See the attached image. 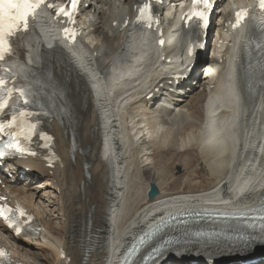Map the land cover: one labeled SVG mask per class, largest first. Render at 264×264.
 Masks as SVG:
<instances>
[{"label":"bare ground","instance_id":"bare-ground-1","mask_svg":"<svg viewBox=\"0 0 264 264\" xmlns=\"http://www.w3.org/2000/svg\"><path fill=\"white\" fill-rule=\"evenodd\" d=\"M215 1L223 5L221 19L226 20L231 4ZM134 4L82 0L85 36L72 49H62L44 12L37 16L46 58L36 71L43 83L57 81L56 90L45 87L42 98L54 108L45 129L54 136L59 162L50 169L39 160H20L2 164L0 172L10 175L8 198L39 222L41 231L33 240L50 250L47 264H117L125 244L169 214L264 205V79L253 95L242 92L245 64L238 45L247 43L246 35L239 32L228 40L209 74L174 84L170 77L182 67L177 62L183 60L188 31L175 25L165 29L168 45L156 51L141 31L122 27ZM176 10V4L170 6L167 24ZM149 158L172 159L185 175L174 180L167 163L150 167ZM150 184L158 189L153 199L146 196ZM0 230L15 239L17 250L31 246L25 239L30 236L12 237L1 225ZM178 231L181 237L188 234ZM259 245L197 240L170 247L144 264L233 259L236 264L264 256ZM141 263L140 255L131 261Z\"/></svg>","mask_w":264,"mask_h":264},{"label":"snow or ice","instance_id":"snow-or-ice-1","mask_svg":"<svg viewBox=\"0 0 264 264\" xmlns=\"http://www.w3.org/2000/svg\"><path fill=\"white\" fill-rule=\"evenodd\" d=\"M78 0H72L71 8L74 11L76 8ZM44 3V0H0V62L5 61V57L11 52V47L9 44V37L14 36L19 31H26L30 24V18L33 16L35 10ZM259 6L264 9V0H259ZM49 8L52 7L51 4L48 5ZM211 9L209 0H192V8L187 13L189 19L195 17L199 21L203 22V26H207V12ZM57 15L64 14L68 17L69 21H72V11L65 12L63 8L56 11ZM246 15L245 11H240L236 13V24L234 27L238 26L241 20ZM140 19L144 20L146 26H151V15L149 13V5L145 4L140 9ZM67 31V30H65ZM72 35H75L74 33ZM163 43V41H161ZM191 55V50H189ZM16 66H13L15 68ZM22 71V66L20 68ZM4 73H8L9 76L15 75L14 72H10L9 67L4 66L0 63V113H3L9 107V100H14L12 108L15 110L19 101H23L24 105H28L31 100V93L26 87L14 85L13 87L7 86V80L9 76H5ZM14 94L16 96L14 97ZM19 117H25L30 115L26 110L22 109L18 113ZM17 118V113L13 112L14 122ZM9 122L8 125L0 124V132H3L5 127L11 126ZM36 125L32 124L28 128L29 134L35 131ZM50 139V138H48ZM10 147H16V151L23 153L25 150L16 145H9ZM0 152V155H3ZM258 211L264 212V209ZM20 216L25 215L22 211L17 210ZM0 217L8 223L9 227H14L17 234L20 232V227L17 226L16 220L13 215H11V210L0 207ZM264 218V217H262ZM163 250H156V255H162ZM6 254L0 252V257H4Z\"/></svg>","mask_w":264,"mask_h":264},{"label":"rangeland","instance_id":"rangeland-1","mask_svg":"<svg viewBox=\"0 0 264 264\" xmlns=\"http://www.w3.org/2000/svg\"><path fill=\"white\" fill-rule=\"evenodd\" d=\"M163 163H167V167L168 170L170 171V175L172 176V174L174 175L173 179L174 180H179L181 181L183 176L185 175V173L183 172L181 174L180 168H179V164L176 163L177 165H173L175 162L170 159L169 161H164L161 160L159 158H149L148 164H151L150 167L159 165V164H163ZM181 164V163H180ZM182 166V164H181ZM189 170V168L187 169ZM193 179H195V176L192 177ZM206 180L202 177V184L206 185L203 182ZM180 183H178L177 185H179ZM175 189V188H173ZM45 207V206H44ZM32 241V242H31ZM0 242L9 247L10 249L13 250V252H15V261L17 263H25V264H47L46 260L48 259H52L51 257V252L50 250H47L45 248H40L38 246V244L36 243L35 240H33V238L31 240L28 239V242L31 244V246L25 245L22 246L23 250L19 251L16 249V242L15 239H12L10 236L4 234L1 230H0ZM28 250L29 254H27L25 251ZM47 257V258H46Z\"/></svg>","mask_w":264,"mask_h":264},{"label":"water","instance_id":"water-1","mask_svg":"<svg viewBox=\"0 0 264 264\" xmlns=\"http://www.w3.org/2000/svg\"><path fill=\"white\" fill-rule=\"evenodd\" d=\"M158 194L154 184H150V191L148 192V198H154Z\"/></svg>","mask_w":264,"mask_h":264}]
</instances>
